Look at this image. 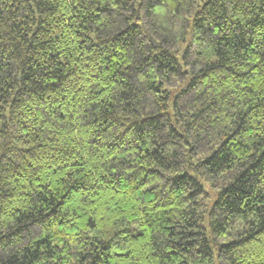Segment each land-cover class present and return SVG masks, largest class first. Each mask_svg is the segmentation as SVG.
Listing matches in <instances>:
<instances>
[{
    "label": "trees",
    "instance_id": "1",
    "mask_svg": "<svg viewBox=\"0 0 264 264\" xmlns=\"http://www.w3.org/2000/svg\"><path fill=\"white\" fill-rule=\"evenodd\" d=\"M0 264H264V0H0Z\"/></svg>",
    "mask_w": 264,
    "mask_h": 264
}]
</instances>
